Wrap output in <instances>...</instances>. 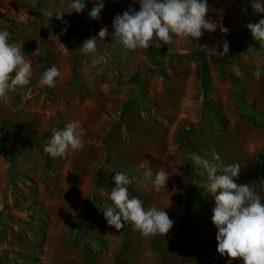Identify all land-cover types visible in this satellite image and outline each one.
<instances>
[{
	"label": "rangeland",
	"instance_id": "rangeland-1",
	"mask_svg": "<svg viewBox=\"0 0 264 264\" xmlns=\"http://www.w3.org/2000/svg\"><path fill=\"white\" fill-rule=\"evenodd\" d=\"M212 1H217V4L207 0L209 11L206 18L222 22L223 26L229 29L227 35L221 34L219 30L214 33L205 31L198 41L190 37L174 36L173 43L169 45L154 39L146 49L126 50L120 44L119 38L112 36L114 34L112 25L117 15L130 9L139 10L140 5L134 3V0H104V9L97 20L89 17L88 12L95 5L92 0H87L84 12L64 15L63 21L55 17H45L48 11L55 13L57 8L66 10V5H60L59 0H0V30H7L11 33L10 42L18 45L33 65L30 84L17 87L9 91L6 96L13 107L21 109L20 107L23 106L18 116L27 113L24 108L36 109L33 123L41 132L48 118L47 113L56 112L63 106L76 112L78 100L82 101L84 97L98 98L102 105L101 111L107 113L109 102L113 101L114 106L118 105V101H114L113 98L115 95L125 94L129 98L128 90L133 88L135 91L132 94L133 99L128 103L133 108H136V104H140L143 107L149 106L151 110L152 106H156L157 101L162 99L161 95L167 85L174 86L169 79L180 82L189 80L195 74L193 67L201 62L208 66L207 90L209 103L213 104L210 109L213 110L209 116L205 118L201 116V121L197 126L199 137L194 134V142L189 140L190 151L210 161L215 153L219 155L220 163L224 167L226 163L228 165L239 163L240 167L243 166L247 170H253L256 166L257 172L264 174L262 164L264 160V154L262 155L264 150V47L253 39L249 29L242 23V21H246L247 25L258 23L262 16L254 12L252 7H249L246 15L238 13L239 5L247 3L251 6L252 0H232L229 3L225 0ZM102 27H107L110 33L105 39L97 40L96 55L103 56L104 62L93 67L91 56L82 53L79 49L85 40L98 37ZM225 40L229 43L227 55L222 54ZM249 42L254 45V48L247 46ZM159 57L162 59L160 60ZM180 61L187 66L186 70L176 75L169 74L167 66L170 62L181 64ZM52 66L60 70L61 77L57 78L54 87L40 86L39 80L42 73ZM258 66L262 72L259 80L254 76ZM143 75L145 79H142ZM225 75L234 76L237 79L236 85ZM89 87L96 90L89 92ZM195 90H197L201 109L205 113L203 109L205 96L201 83ZM234 90L237 96L234 95ZM4 97H0V110L6 108V112H13L14 109L5 107ZM111 98H113L112 101L109 100ZM100 99L104 103L103 101L101 103ZM213 111L224 116L223 125L214 121L216 118ZM207 119L208 122H205ZM209 125L214 130L209 129ZM0 126H2L1 123ZM13 126L16 130H20L18 126ZM203 126L206 128H202ZM50 135L49 131L36 138L43 162L42 179L35 180L28 176H18L19 179L13 186L11 174L9 175L8 186L11 188L13 204L7 205V208L10 211L12 209L20 211V215L13 216L14 219L11 220L19 224L24 234L16 236L15 234H2L3 231L0 230V264H156L161 260L160 254H154L151 259H148L145 250L141 247L140 238L139 240L137 237L133 239V233L138 235L140 232L131 222H128L129 240L125 243V249H122L124 247L120 231L109 226L103 214L105 210L103 204L110 201L109 193H105L98 187H95L93 191L90 202L91 210L87 213L92 224H82L88 231L87 235L76 240H59L49 237V216L41 201L40 190L41 186H44L47 193L52 191L51 178L54 171L51 157L48 154L52 171L47 172L44 169L42 154L43 144ZM223 142H228V147L225 148ZM0 146L1 150L6 147L2 135ZM192 156L189 155L187 161V166L191 167L187 172V179L182 177L178 183L179 210L186 214L189 207L195 204L200 216L207 217L210 237H213L212 215L215 205L211 207L204 204L207 199L202 200V204L199 203L193 193L194 189L208 193L204 188L208 183L207 172L195 164L191 159ZM149 169L153 173L158 171L153 164L139 165V167L125 171L131 180V184L127 187L133 193V197L141 198V188L146 191L154 190L143 175ZM235 182L237 184L249 183L255 189L254 184L257 186L263 183V176L259 179L257 175L245 177L239 175ZM256 191L262 197L264 196V193ZM93 198L101 203L100 207L93 202ZM34 202L37 206L32 205ZM7 220L9 221L10 218L8 217ZM18 221H27L41 238L37 239L33 232ZM201 222L200 217L197 220V226L202 234ZM1 226L2 223H0ZM8 226L12 227V224ZM92 235L99 237L104 242V246L86 244ZM202 238L204 239L203 234ZM133 242L136 243L134 251L131 249ZM19 243L26 246V249L20 250L14 247ZM151 245L156 246L157 240L153 239ZM17 253L32 255L36 261L21 260L17 257Z\"/></svg>",
	"mask_w": 264,
	"mask_h": 264
},
{
	"label": "crops",
	"instance_id": "crops-1",
	"mask_svg": "<svg viewBox=\"0 0 264 264\" xmlns=\"http://www.w3.org/2000/svg\"><path fill=\"white\" fill-rule=\"evenodd\" d=\"M230 1L232 0H225L227 3ZM249 7L251 6L247 3L239 5L238 13L246 15ZM259 15L264 18V14ZM159 59L162 58L159 57ZM180 63L170 62L167 66L169 74L176 75L186 70L187 66H184L181 61ZM193 69L194 77H190L189 80L180 82L169 79L174 86L167 85L161 95L162 99L157 101V105H153L151 110L149 106L143 107L140 104H136V108H133L128 103L133 99L132 94L135 92L133 88L128 90L129 98L125 94H117L113 97L114 101L117 100V104L121 106H114L113 98L109 99L112 103L109 102L107 113L101 111L102 105L98 98L87 96L89 98L84 97L82 101L78 100L76 112L63 106L56 112L47 113L48 118L42 133L33 123L36 109L24 108L27 113L18 116L23 106L20 107L21 109L13 107L5 95L3 98L5 107H10L14 111L6 112V108L0 110V123L2 126L16 125L20 130L8 131L0 126V136L2 135L10 154V159H7L5 150H1L0 146V223H2L0 230L3 231L2 234H15V236L24 234L19 224L11 220L14 219L13 216L20 215V211L15 209L10 211L7 208V205L13 204L11 188L8 186L10 172H14L16 176L42 179V156L38 143L33 138L50 131L49 139L43 144L45 147L52 137L53 129H63L67 123L78 121L85 132L83 147L70 151L62 158L50 156L55 173L51 178L52 191L47 193L44 186H41L40 190L41 201L49 216L51 239L84 238L88 231L83 225L92 224L87 213L91 210V196L95 187L110 193L115 187L113 177L116 172L125 173L127 169H133L139 165L153 164L158 171L169 172L167 187L149 191L141 188L140 200L146 208L156 207L166 210L174 226L166 235L146 237L141 233L138 235L133 233V239L137 237L142 241L140 244L148 259H151L154 254H160L162 258L156 264H243L240 259L231 260L218 253L216 239L218 230L215 225L208 247L204 246V239L197 226V220L201 216L195 204L189 207L186 214L179 210L178 183L182 177L187 179V172L191 168L187 166L191 152L188 143L189 140L194 142V134L199 137L197 126L203 114L197 98V90H195L201 83L200 65L195 64ZM142 77L145 79V75ZM94 90L96 89L93 87L88 88L89 92ZM100 100L102 103L103 100ZM251 111L253 112V108ZM228 142H223L225 148L228 147ZM262 164L264 167V160ZM226 166H228L227 163ZM219 172H222V168L218 169ZM240 175L243 177L257 175L259 179L263 176V183L257 186L254 184V186L256 190L264 193V174H259L256 166L253 170H247L242 166ZM205 204L214 207V197L207 198ZM9 224H12V227H9ZM153 239L157 240L156 246L151 245ZM9 240H11L10 237ZM135 246L136 243L132 245V251L135 250ZM14 247L20 250L26 249V246L20 243Z\"/></svg>",
	"mask_w": 264,
	"mask_h": 264
},
{
	"label": "clouds",
	"instance_id": "clouds-1",
	"mask_svg": "<svg viewBox=\"0 0 264 264\" xmlns=\"http://www.w3.org/2000/svg\"><path fill=\"white\" fill-rule=\"evenodd\" d=\"M59 3L66 5V10L57 8L55 13L48 11L45 13L46 18L55 17L63 21L64 15L82 13L87 6V0H59ZM92 3L95 6L88 15L97 20L104 9V0H92ZM134 3H139L138 11L130 9L113 19L112 36L118 37L126 50L146 49L154 39L169 45L173 43L174 36L190 37L198 41L205 31L214 33L219 30L224 35L229 33L222 22L206 18L209 11L207 0H134ZM251 7L254 12L264 14V0H252ZM247 28L253 39L264 47V18L258 23H249ZM109 35L107 27H102L98 37L85 40L79 49L91 56L93 67L104 62L103 56L96 55L97 40ZM10 39L9 31L0 30V97L17 87L29 85L33 76L31 61ZM228 52L229 43L225 40L222 54L227 55ZM61 75L60 70L52 66L42 73L39 85L54 87ZM261 75L258 66L254 76L259 80ZM84 136L85 132L78 121L69 122L63 129H53L44 152L62 158L70 151L81 149ZM191 159L207 172L208 183L204 188L215 200L212 223L218 230V253L231 260L240 259L243 264H264V197L251 185L235 182L241 171L239 163L224 167L219 155L215 153L212 161L217 163L199 155H193ZM219 168H222V172L218 173ZM143 175L153 188H166L170 178L169 172L165 170L153 173L149 169ZM113 183L115 187L108 195L112 206L103 210L109 226L119 230L131 222L146 237L169 233L174 222L167 211L156 207L146 208L139 198L130 196L127 186L131 180L124 172H116Z\"/></svg>",
	"mask_w": 264,
	"mask_h": 264
},
{
	"label": "trees",
	"instance_id": "trees-1",
	"mask_svg": "<svg viewBox=\"0 0 264 264\" xmlns=\"http://www.w3.org/2000/svg\"><path fill=\"white\" fill-rule=\"evenodd\" d=\"M211 2L213 4H217V1H212ZM243 23V26L244 27H247V23L246 21H242ZM249 48H254V45L249 42L248 45H247ZM200 65V69H199V79H200V82H201V87L203 88V95L205 96V106H203V109L205 111V113L202 114V117L205 118L207 116H209V114H211V111L213 109H210L213 104H210L209 103V92L207 90L208 88V85L207 84V78H209V71H208V66L206 64H202L201 62L199 63ZM226 76V75H225ZM227 78H229L233 84L236 85V82H237V79L232 76V75H227L226 76ZM234 95L237 96V92L234 90L233 91ZM215 112L213 115L216 119H214V121L217 123V124H220V125H223L224 123V116L221 114V113H218L216 111H213ZM205 122H208V119L205 120ZM202 128H206V126H203ZM2 129H5V130H16V127H14L13 125H9V124H5ZM209 129L211 130H214L213 127H211L209 125ZM18 130V129H17ZM34 141H38L36 138H33ZM4 150H5V156L7 157V159H10V155L8 153V150L6 149V147H4ZM43 154V161H44V169L45 171L47 172H51L52 169H51V165H50V159L48 158V154H46L45 152L42 153ZM189 155H193V151H191L189 153ZM11 173V184L13 186H15L16 184V181L19 179L18 176H16L14 174V172H10ZM193 180V179H192ZM193 185H194V182L192 181ZM130 193V196H133V193ZM193 193L195 194L196 198L199 200V203H203L202 200L204 199H207V198H210V196L212 195H209L208 193L206 192H200V191H197V190H193ZM93 202L97 205V206H101V203L100 202H96L95 201V198H93ZM37 203H33L32 205L33 206H37L36 205ZM205 204V203H204ZM108 206H112V202L111 201H107L105 204H103V207L104 209H106ZM45 215V214H43ZM202 218V234H203V237H204V246L205 247H208L209 243H210V231L208 229V223H207V217L206 216H201ZM22 226H25L26 228H28L31 232H33V234H35V237H37V239H39V237L41 238L40 234L37 233L35 230L32 229V226H30L29 223H27V221H18ZM42 224V223H41ZM120 233H121V240H122V245L124 248L122 249H125V243L128 242L129 240V224L127 223L125 225L124 228L122 229H119ZM91 238H89L86 242V244H98V245H101V246H104V242L97 236L95 235H92L90 236ZM17 257L20 258L21 260H24V261H33L35 262L36 261V258L33 257L32 255H29V254H23V253H17Z\"/></svg>",
	"mask_w": 264,
	"mask_h": 264
},
{
	"label": "built area",
	"instance_id": "built-area-1",
	"mask_svg": "<svg viewBox=\"0 0 264 264\" xmlns=\"http://www.w3.org/2000/svg\"><path fill=\"white\" fill-rule=\"evenodd\" d=\"M185 188H186V185H185Z\"/></svg>",
	"mask_w": 264,
	"mask_h": 264
}]
</instances>
